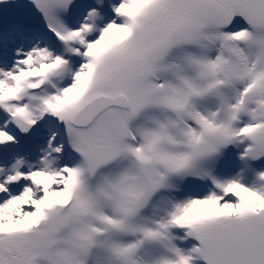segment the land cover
<instances>
[{
    "label": "snow or ice",
    "instance_id": "obj_1",
    "mask_svg": "<svg viewBox=\"0 0 264 264\" xmlns=\"http://www.w3.org/2000/svg\"><path fill=\"white\" fill-rule=\"evenodd\" d=\"M0 264H264V0H0Z\"/></svg>",
    "mask_w": 264,
    "mask_h": 264
}]
</instances>
